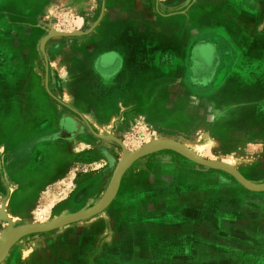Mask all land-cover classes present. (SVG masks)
Masks as SVG:
<instances>
[{
	"label": "rangeland",
	"instance_id": "rangeland-1",
	"mask_svg": "<svg viewBox=\"0 0 264 264\" xmlns=\"http://www.w3.org/2000/svg\"><path fill=\"white\" fill-rule=\"evenodd\" d=\"M103 2L0 0V114L7 113V119L0 118V252L21 227L53 224L104 205L114 194L117 174L123 171L118 192L104 211L54 231L24 234L10 255L13 264L19 254L31 252L37 240L53 238L58 232L68 233L62 240L75 234L82 243L97 239L103 247L84 245L86 249L63 263L49 248L44 261L32 264H91L102 249L108 251L104 259L108 264H264V233L259 232L264 226V192H254L229 172L202 166L171 147H149L178 143L192 155L228 165L252 185L264 186V51L243 60L246 75L252 72L260 80L262 96L252 103L248 87H240L236 90L240 96L229 99L228 93L212 97L211 89L187 82L188 90L174 89L173 116L166 124L147 126L140 121L124 134L116 132L115 124L106 130L97 124L96 129H83L75 141L56 142L60 161L55 178L35 189L24 206L20 201L13 203L19 187L6 178V172L16 153L8 148L20 134L23 116L47 114L51 120L38 119L42 128L37 123L29 125L21 145L45 139L41 132L47 131L48 121L58 131L63 115L80 118L84 125L93 123L95 119L88 123L79 114L98 115L86 102L100 100V91L95 90L93 98L85 97L77 69L89 66L94 74L87 77L89 88L97 89L102 80H113L118 65L113 55L107 63L102 57L123 52L141 40L133 28L118 29L117 22L110 21L102 32ZM115 8V3L110 6L112 11ZM177 11L180 8L172 10ZM37 160L35 154L27 164L20 162L12 169L28 166L35 173L30 176H35ZM252 242L262 245L260 254L252 252Z\"/></svg>",
	"mask_w": 264,
	"mask_h": 264
},
{
	"label": "crops",
	"instance_id": "crops-1",
	"mask_svg": "<svg viewBox=\"0 0 264 264\" xmlns=\"http://www.w3.org/2000/svg\"><path fill=\"white\" fill-rule=\"evenodd\" d=\"M113 2L116 4L115 11L110 9ZM103 3L104 10L100 19L102 32L109 27L110 21L117 22L118 29L119 27L133 28L135 35L140 36L141 40L131 47L124 48L123 52L107 53L110 56L113 55V58L118 61L117 68L113 70L115 81L112 80L109 83L102 80V83H98L97 89L95 87L90 89L91 80L87 77L94 75L90 67L85 65L77 69L78 80L83 85L85 97L89 95L88 97L93 98L96 95L95 90H99L101 100L86 102L89 108L96 111L97 116L91 118L79 114L84 121L95 119L91 124L85 121L86 125H84L80 118L68 115L71 121L83 127V131L86 132L89 127L96 129L97 124L101 125L100 130H106L109 124H115L116 132L124 134L127 130L136 129L140 121L147 123V126L156 123L157 125L166 124L173 116L171 104L174 89L178 92L180 88L186 90L189 88L185 80L189 58L193 55L197 58V62L203 65L202 69L197 70L199 78H204V75L201 76L202 72L206 71L205 76L210 75V78L212 71L214 72L209 86L206 83L202 85L211 89L209 96L219 95L222 98L225 93H228L229 99L232 96L236 99L240 96L236 91L240 87L251 89L250 103L252 99L262 96L258 88L260 80L255 78L252 72L246 75L243 70V60L245 57L248 58L246 60H249L250 56L253 58L254 52L264 51V0H238L237 4L232 3V0H179L177 3L173 0H104ZM174 8H180V11L173 13ZM88 57L89 55L85 54L86 60ZM205 57L211 58L208 61ZM157 60L158 63H156ZM146 62L149 64H145ZM106 67L109 69L111 64ZM77 91H75L76 97L82 90L78 93ZM113 111H116L115 115ZM6 114L1 113L0 118L5 116L4 120L7 119ZM261 114L263 115V112ZM40 116L32 112L25 114L20 124V134L14 138V143H11L8 148V151H13L16 155L10 162L6 178L17 182L19 187L11 199L13 203L20 201L22 206L32 199L35 189L55 178L57 164L60 161V154L56 152L57 149L54 146L56 142H72L80 135L78 133L66 140H46L60 133L64 115L58 119V131L54 124H49L51 120L49 115L41 114ZM38 119H49L46 124L49 126L47 131L44 129V134L41 132V135H45L46 138L30 143L28 141L21 145L28 135L30 126L37 123L38 127L42 128L37 122ZM35 120L36 122L33 123ZM105 124H107L106 128H104ZM23 133H26L24 138H22ZM44 145L45 147H42ZM35 154L39 155L40 159L34 167L37 175L30 176L35 173H30L29 169H26L28 166L24 165L21 167L16 165L12 169L14 164L20 162L27 164ZM40 175L45 176L42 179ZM89 232L93 235L95 231ZM259 232L261 235L264 233L263 225H260ZM66 234L68 235L67 232ZM62 235L67 236L65 233L58 232L53 238L37 240L32 244L31 252L29 250L19 254V261L16 264H32L33 260L44 261L46 249L49 248H53L54 253H58L59 263H63V261L72 260V256L86 247H103L101 242L96 241L97 239L82 243V240H77L75 234L65 240L60 239ZM18 242L10 250L4 261L5 264H13L10 255L15 247L19 248ZM254 244L253 242L251 244V249L255 250L252 252L260 254L259 248L262 245ZM84 245H86L85 248H83ZM108 247L105 245V248ZM107 252V249L100 250L99 258L91 264H108V259L104 260L108 256Z\"/></svg>",
	"mask_w": 264,
	"mask_h": 264
},
{
	"label": "water",
	"instance_id": "water-1",
	"mask_svg": "<svg viewBox=\"0 0 264 264\" xmlns=\"http://www.w3.org/2000/svg\"><path fill=\"white\" fill-rule=\"evenodd\" d=\"M108 56H103L102 60L103 61H107L106 59H108ZM70 120V118L68 116L63 118V121L61 123V131L60 133L53 135L49 138H47L46 140H66V139H71L72 137L78 135L77 133L71 134V133H65V121ZM83 130L82 127L80 128V131ZM64 134V135H63ZM159 145H165L168 147H171L173 149H175L174 145L172 144V142H162L159 144H153L150 145V148H154L157 147ZM179 150H181L179 148ZM182 153H185V155H187L188 157H191V159L202 165L205 167H209V168H213V169H219V170H223V171H227L230 174H232L234 177H236L245 187H247L248 189L254 191V192H264V187L262 186H257V185H252L248 180H246L237 170L233 169L232 167H229L227 165L224 164H220V163H212L209 162L207 160L201 159L197 156H194L190 153V151H184L181 150ZM123 175V171H119V173L116 176V180L114 183V194L108 199V201L94 209V210H89V211H82L79 213H75L72 215H69L67 217H64L61 220L56 221L53 224H45V225H36V226H25V227H21L20 229H18L15 233H13L9 239L5 242L4 247L2 249V251L0 252V264L3 263L5 261V259L7 258L10 250L12 249V247L19 241V239L26 233L29 232H50V231H54L56 229H59L61 227H64L66 225H69L71 223H73L76 220H82V219H86V218H91L94 217L98 214H100L102 211H104L113 201L116 193L118 192V189L120 187V183H121V178Z\"/></svg>",
	"mask_w": 264,
	"mask_h": 264
},
{
	"label": "trees",
	"instance_id": "trees-1",
	"mask_svg": "<svg viewBox=\"0 0 264 264\" xmlns=\"http://www.w3.org/2000/svg\"><path fill=\"white\" fill-rule=\"evenodd\" d=\"M205 58L209 61L211 57L209 58L205 57ZM189 66L190 68H188L186 72V80H185L186 83L189 82V85H192L193 87H198V86H195L197 85V83H199L202 86L207 82L206 84H208L207 86H209L210 82L213 80L214 72L212 71L211 78H210V75L205 76L204 78H199L197 70L202 69L203 65L197 62L194 55L189 58ZM200 79H203V80H200ZM207 86L204 88H207Z\"/></svg>",
	"mask_w": 264,
	"mask_h": 264
},
{
	"label": "bare ground",
	"instance_id": "bare-ground-1",
	"mask_svg": "<svg viewBox=\"0 0 264 264\" xmlns=\"http://www.w3.org/2000/svg\"><path fill=\"white\" fill-rule=\"evenodd\" d=\"M193 81V80H192ZM207 83V82H206ZM80 126L79 125H76V123H73V122H71L70 120H68V121H65V133H80L81 131H80ZM64 135V134H63ZM210 141H211V139H209ZM172 144L175 146L174 148L176 149V150H178V151H180L181 152V150H184V151H188L186 148H184V147H182V146H180L178 143H174V142H172ZM206 145H207V143H206ZM197 147H199V146H195V148H197ZM203 147V146H202ZM179 148L181 149V150H179ZM200 148H201V146H200ZM198 149V148H197ZM189 152V151H188ZM185 154V153H184ZM225 165V164H224ZM228 166V165H227ZM230 167V166H229ZM262 187H264V186H262Z\"/></svg>",
	"mask_w": 264,
	"mask_h": 264
},
{
	"label": "flooded vegetation",
	"instance_id": "flooded-vegetation-1",
	"mask_svg": "<svg viewBox=\"0 0 264 264\" xmlns=\"http://www.w3.org/2000/svg\"><path fill=\"white\" fill-rule=\"evenodd\" d=\"M71 134H73V133H71Z\"/></svg>",
	"mask_w": 264,
	"mask_h": 264
}]
</instances>
